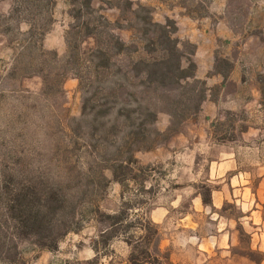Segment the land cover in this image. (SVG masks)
Returning <instances> with one entry per match:
<instances>
[{
    "label": "rangeland",
    "instance_id": "374dc122",
    "mask_svg": "<svg viewBox=\"0 0 264 264\" xmlns=\"http://www.w3.org/2000/svg\"><path fill=\"white\" fill-rule=\"evenodd\" d=\"M83 4V0H0V264H89L95 258L98 232L104 228L95 219V210L114 215L124 201L132 202L129 210L134 218L143 216L159 227L163 264H261L264 104L259 77L264 76V0H93L99 15L123 28L115 35L125 43L132 39L140 43L145 36L141 27L146 15L139 8L149 9L158 24L171 20L177 26L186 19L187 31L191 22L213 27L222 21L227 26L232 40L226 50L217 51L215 73H228L223 62L233 70L232 62L239 59L252 81L239 88L230 83L228 93L238 94L240 103L220 106L213 116L202 110L204 103L194 114L200 95L184 92L189 110L181 125L183 117L176 118L172 126L176 132H168L171 103L141 88V79L122 82L139 103L157 113V121L143 126L142 132H130L124 120H116V109L105 115L90 110L98 101L103 103L105 92L100 89H107L109 83L90 88L68 72L63 93L45 96L40 77L12 74L23 35L32 26L46 30L44 49L66 61L67 38L78 24L75 16L82 10V19L86 17ZM180 41L184 54L194 62L190 54L195 53V45ZM94 46L93 39H86L82 49L88 52ZM51 47H60V52ZM32 52H26L22 66L38 67ZM139 57L144 53L135 58ZM126 61L122 57L116 63L126 66ZM207 90L212 101L221 97L220 87ZM131 106L136 104L132 101ZM115 123L118 131L107 135ZM93 126L99 131L92 132ZM131 133L136 135L129 137ZM126 150L133 152L138 165L132 173L119 171L123 187L114 180L111 168L127 158ZM100 173L105 180L99 184L91 176ZM26 189L37 206L49 190H58L61 202L68 198L73 203L80 230L64 237L53 252L15 239L14 200ZM129 253L122 239H116L103 251L100 264H125Z\"/></svg>",
    "mask_w": 264,
    "mask_h": 264
},
{
    "label": "trees",
    "instance_id": "16d2710c",
    "mask_svg": "<svg viewBox=\"0 0 264 264\" xmlns=\"http://www.w3.org/2000/svg\"><path fill=\"white\" fill-rule=\"evenodd\" d=\"M21 2L26 3L29 0H21ZM83 2L86 17L82 19V10H79L75 16L78 24L73 27L76 32L67 38L68 55L66 61H62L56 52H48L44 49L42 42L46 30L43 27L32 26L23 35L26 38L22 41L21 56L19 55L16 65L12 69V74L15 75L20 72L24 77H40L43 80L42 92L45 96L63 93V85L68 72L79 81L80 85H83L85 80L90 88L96 84L105 85L109 83L107 89H100L101 92H105L102 99L103 103L98 101L97 106H92L90 110L96 112L99 109L105 115L116 109V120H124L126 128L131 129L130 132H142L143 126L153 125L157 121V113L148 106L144 107L139 103L135 93L127 88L122 79L127 82L131 79H141L139 82L141 88L148 91L152 90L158 95L159 100L171 103L173 111L167 112L172 119L171 128L168 132L177 131L172 130L176 118L183 117L180 125L186 120L185 111L189 110V103L182 98L184 92L189 91L192 97H195V93L200 95V104L193 110L194 114L200 111L201 105L207 99L208 90L205 82L195 80L197 67L184 54L183 45L176 38L178 29L175 22L166 20L165 24L155 23L151 18L149 9L139 8V11L145 12L146 15L145 22L141 27L145 36L140 43L133 39L130 43H125L115 35L117 29H123L121 26L117 23L112 24L105 17L99 15L93 8V0H83ZM128 4L132 10L131 2ZM134 13L136 20H138L137 12L134 11ZM86 39H93L95 42L94 48L88 52L82 49ZM28 50H33L32 53H35L39 63L38 67L22 66V58ZM140 53H144V57L135 58ZM194 55L195 53L190 54L191 57ZM122 57L128 59L126 66L116 63ZM184 63H187V68L183 67ZM223 63L229 67V72H219L218 74H221L226 81L232 71V66L226 62ZM83 68L82 73L81 69ZM84 73H87L86 79L83 78ZM190 81L193 84H190ZM259 85L262 104H264V76L259 77ZM98 90L95 94L96 98L100 95ZM132 101L136 104L135 107L131 106ZM89 103L90 101H87V105ZM137 121L140 122L138 127H136ZM118 129L117 124H113L106 131L109 132L107 135L117 132ZM91 131L97 132L99 129L93 126ZM135 135L131 133L129 137ZM150 149L151 147H145V150ZM126 157L125 160L119 162L120 164L111 168L114 180L123 187L125 181L120 180L119 171L123 170L126 174L132 173L133 167L138 165L132 151L126 150ZM96 178L99 184L101 180H105L101 173L98 177L91 176L92 180ZM46 193L48 194L44 196L40 206L35 205L30 189L21 191L17 195L12 214L13 231L15 239L31 241L38 248L53 252L57 250L64 237L80 230V222L73 203L69 202L68 198L61 202L58 190H49ZM204 204L211 205V202L204 201ZM131 206V201H124L118 213L114 215L101 213L99 209L95 210L94 217L97 222L104 225V228L98 232V239L93 245L95 258L89 264H100L104 255L103 251L107 252L111 243L116 239H122L130 250L125 264H163L160 258L159 227L143 216L134 218L130 215ZM61 214L64 216L62 215L60 218L59 215ZM105 258H108L107 254H105ZM108 264H113V262ZM167 264L171 263L168 262Z\"/></svg>",
    "mask_w": 264,
    "mask_h": 264
},
{
    "label": "crops",
    "instance_id": "0c3cea01",
    "mask_svg": "<svg viewBox=\"0 0 264 264\" xmlns=\"http://www.w3.org/2000/svg\"><path fill=\"white\" fill-rule=\"evenodd\" d=\"M186 21V19L178 21L177 37L180 40L187 39L195 45L193 60L197 67L196 79L205 81L208 89L214 87L222 89L221 97L217 101H212L211 96H208L203 104L202 110L205 109L208 116H213L220 106L225 108L240 103L238 94L232 95L228 93V85L230 83L239 88L245 87L252 80H248L243 62L239 59L232 62L233 70L226 81L221 75L215 73V56L217 51L226 50L229 42L232 40L227 26L222 21L217 22L213 27L191 22L188 25V31ZM51 49L60 52L61 48L51 47ZM261 264H264V261Z\"/></svg>",
    "mask_w": 264,
    "mask_h": 264
}]
</instances>
